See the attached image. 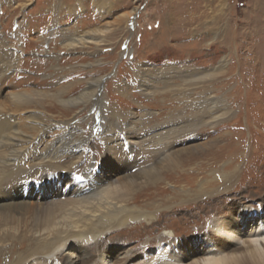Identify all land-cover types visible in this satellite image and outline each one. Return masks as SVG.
<instances>
[{
    "label": "rangeland",
    "instance_id": "rangeland-1",
    "mask_svg": "<svg viewBox=\"0 0 264 264\" xmlns=\"http://www.w3.org/2000/svg\"><path fill=\"white\" fill-rule=\"evenodd\" d=\"M110 1L113 2L109 5L111 7L107 5ZM262 3L264 0H0V47L4 45L19 57L18 66L10 69L5 84H0V101L14 91L55 93L66 85H73L67 99L75 98L85 91L90 81H98L93 85L97 90L96 98L100 100L98 103H81L70 112L60 109V104L47 106L46 113L33 106L27 110L30 112L25 110L17 114L18 119L34 112L47 116V122L42 124L51 127L44 141L53 146L59 144L65 157L70 158L67 163L73 157L75 162L77 156L87 153L83 165L73 169L75 171L61 172L67 175L63 179L67 184L82 177L87 163L98 164V173L104 171L106 150L102 132L113 128L114 112L120 117L117 132H123L127 124L133 123L134 135L128 137L138 140L139 132L162 125L176 110H185L187 115L193 113L189 100L212 91L218 97L226 98L233 110L225 125L211 131L210 137L228 133L220 143L228 144L226 149L223 148L224 157L242 168L240 180L232 190L240 191L236 197L240 198L237 202L241 204L236 206L252 205L257 210L264 209V47L257 46L264 40V13L259 7ZM132 13L128 18L123 17ZM259 17L261 23L257 24ZM94 28L108 30L100 46L89 44L84 48H68L65 45L67 39L64 36L80 35ZM225 58L228 65L224 75L184 86L190 69H215ZM150 68L164 71L158 75L159 80L145 76V71ZM143 83L157 87L155 94L148 90L153 95H147ZM199 132L202 131L197 134ZM210 137L203 136L177 145L175 150L203 144ZM72 141H82L79 151L70 148ZM39 146L43 150L44 142ZM212 159V155H208L204 160L195 161L204 163L209 160L212 165L203 166L206 171L220 170L221 164ZM113 174V181H122L136 172L115 166ZM181 174L174 173L157 188L148 189L144 196L136 197L137 204L146 206L151 200L160 202L171 196L174 189L187 184L191 186L201 178L193 170L186 176ZM56 175L40 176L37 180L31 174L27 175V185L32 187L33 195L28 196L30 192L25 198L18 195L5 197L0 200V206L29 205L21 211L13 210V214L24 223H34L32 219L38 213L40 207L37 204L42 197L39 190L46 185L57 187ZM84 178L80 186H89L91 178ZM231 200L225 198L213 212H209L211 208L206 203L198 208L190 207L194 210L190 213L179 212L181 209L177 208V212L158 218L161 222L162 218L165 219L166 225L156 224L153 230L144 222L133 224L119 231L117 239L121 244L125 242V251L135 248L138 243L135 250L141 252L144 242L150 243L155 250L165 230L172 229L177 240L205 234L209 221L216 215L231 213L228 208ZM149 238L153 240L150 242ZM7 243L10 258L25 247L24 244L21 248L14 241ZM74 253L81 252L75 250ZM2 263L4 261L0 258Z\"/></svg>",
    "mask_w": 264,
    "mask_h": 264
},
{
    "label": "bare ground",
    "instance_id": "bare-ground-1",
    "mask_svg": "<svg viewBox=\"0 0 264 264\" xmlns=\"http://www.w3.org/2000/svg\"><path fill=\"white\" fill-rule=\"evenodd\" d=\"M111 2H107V5ZM259 7L264 13V3L259 4ZM135 11L136 9L133 10ZM130 15L133 13L123 17L128 18ZM258 20L261 18L256 21L260 24ZM107 32L108 30L97 28L80 35L64 36V39H67L65 45L68 48H84L89 44L98 47ZM263 42L257 46L264 47ZM18 61L16 52H10L1 45L0 84H5L6 74L18 66ZM227 65L225 58L215 69H190L191 72L186 74L184 86L215 80L227 72ZM163 73L162 69L150 68L145 71V76L159 80L158 75ZM94 84H98V81H90L85 91L75 98L67 99L73 85H66L55 93L14 91L0 101V200L13 195L25 198L32 190L26 181L27 175L30 174L37 180L40 176L52 177L57 173L54 178L58 184L57 187L45 184V188L39 190L42 197L37 204L40 207L37 209L38 213L32 219L34 223H24V220L13 214V210L21 211L29 206L27 204L0 206V258L4 261L2 264H264V209L257 210L252 205L240 208L236 206L241 204L237 202L240 198L236 197L240 191L232 190L240 180L242 168L232 159L224 157L223 148L226 149L228 144L220 143L223 137H228V133L210 137L211 131L215 132L225 125L233 110L226 98L218 97L212 91H205L189 100L193 113L187 115L185 110H176L162 125L139 132L138 140L128 137L135 132L133 123L127 124L123 132H117L120 117L114 112L113 117L116 120L111 122L113 128L103 129L102 132L106 150L104 171L98 173V164L87 163L84 165L82 177H78L75 183H63L67 175L61 172L75 171L73 169L83 165L87 153L77 156L75 162L73 157L72 161L67 163L70 158L65 157V152L58 147L59 144L53 146L44 141V136L51 127L42 124L47 122V116L34 112L18 119L17 114L33 106L46 113L47 106L60 104V109L70 112L81 103H98L100 100L96 98L97 90L93 88ZM143 86L147 95H153L157 90V87L152 85L150 87L143 83ZM148 90H153V94ZM149 115L150 113L147 116ZM208 126L209 129L205 130ZM197 131L202 132L197 134ZM203 136L210 138L203 144L175 150L177 145ZM42 141L45 148L40 150L39 144ZM72 143L70 148L73 151H79L83 145L82 141ZM208 155H212L214 162L221 164L220 170L206 171L203 166L212 165L209 160L204 163L195 161L204 160ZM187 165L190 167L186 168ZM115 166L121 170H135L136 174L128 175L122 181H113ZM192 170L201 175L193 185L187 184L174 189L171 196L161 199L160 202L151 200L146 206L137 204L136 197L144 196L148 189L157 188L176 172L186 176ZM51 172L54 173L49 175ZM32 177L30 180H33ZM83 178H91L89 186H80ZM26 188L29 191H26ZM32 192L28 196H32ZM227 197L232 198V203L228 206L231 213L220 217L216 215L209 221L205 234L184 236L183 239L177 240L172 229L165 230L162 238L158 239L155 250L150 243L144 242L141 252L135 250L138 243L135 248L125 251V242L121 244L117 239L119 231L133 224L144 222L148 228H153L156 224L164 225L165 219L162 218L161 222L158 218L177 212V208L181 209L179 212L190 213L194 212L190 207L198 208L200 204L206 203L207 207L211 208L209 212H213L212 210ZM7 241L18 242L21 248L25 244V247L10 258L11 254H7ZM75 250L81 253L75 254ZM7 259L11 263H8Z\"/></svg>",
    "mask_w": 264,
    "mask_h": 264
}]
</instances>
